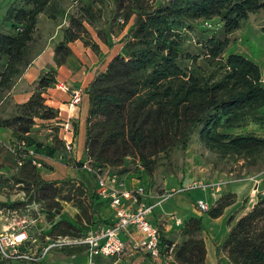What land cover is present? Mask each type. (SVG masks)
I'll list each match as a JSON object with an SVG mask.
<instances>
[{"label": "trees", "instance_id": "trees-1", "mask_svg": "<svg viewBox=\"0 0 264 264\" xmlns=\"http://www.w3.org/2000/svg\"><path fill=\"white\" fill-rule=\"evenodd\" d=\"M49 1L26 0L27 5H32L30 9L7 8L0 25V55L7 57L0 72V97L27 68L37 15ZM111 1L113 19L121 18L123 23L131 22V26L119 40L121 51L111 57L84 90L89 101L85 159L90 160L91 168L118 169L119 175L140 173L149 179L158 155L172 149L184 151L195 132L202 146L219 159H242L254 165L264 153V136L232 130L245 120L256 118L264 109V67L227 50L235 42L231 36L249 16L264 9V0ZM82 11L80 17H69L70 24L55 46L53 61L57 67L64 65L72 53L69 44L86 33L84 21L95 20L91 3ZM212 20L220 24L216 33L199 29L198 23ZM5 21L15 34L2 31ZM197 29L198 36L190 37ZM101 37L105 42L103 34ZM94 47L98 50V46ZM55 83L56 70L50 68L38 79L36 88L41 92L35 90L16 115L0 119V127L12 131L16 163H21L11 180L20 184L24 192L23 200L0 201V208L17 210L42 202L43 213L51 224L45 235L78 236L89 230L91 217L100 208L94 204L95 175L83 170L80 162L90 187L77 183L76 189L72 185L73 189L62 194L61 185L67 180L45 179L33 163L36 156L44 152L52 156L57 151L29 136L36 118L50 122L58 117V110L45 104L41 95L42 90ZM62 149L65 150L63 142ZM126 158L137 160L142 172L138 166L130 170ZM61 201L75 202L80 214L69 218L61 212ZM234 201L232 193L221 195L209 207L207 216L218 218ZM233 217L219 249L231 264H264V195L252 208ZM182 228L181 235L188 238L178 248L174 246L170 264H204V241L193 237L203 231L202 220L192 216ZM79 251L73 249L67 254ZM0 264L8 263L0 260Z\"/></svg>", "mask_w": 264, "mask_h": 264}, {"label": "rangeland", "instance_id": "rangeland-1", "mask_svg": "<svg viewBox=\"0 0 264 264\" xmlns=\"http://www.w3.org/2000/svg\"><path fill=\"white\" fill-rule=\"evenodd\" d=\"M26 0H2L6 6H13L15 8L25 7L30 9L32 5H27ZM92 4V9L95 13V20L91 23L84 21L86 33L81 39L72 42V53L66 58L65 72L69 78L83 80L86 82L91 76L93 70L98 71V67L95 68L100 62H105L120 50L119 38L127 32L130 28L129 23H122L119 20L113 19L114 5L111 0H50L43 12L37 15V22L34 31V37L29 44V56L30 60L38 53L43 52V56L47 61L52 57L53 50H55L56 44L62 39V33L65 28L70 24L69 17H80L83 14L82 7ZM200 30L207 29L208 34L216 33L220 30V24L217 20H212L207 23H198ZM3 32L15 34L11 29V24H5L2 27ZM104 35L105 42H103L101 35ZM198 29L190 33V37H197ZM231 38H234L235 42L230 45L227 53L241 54L253 60L256 64L264 67V9L249 16L246 23L237 30ZM94 46H98V50ZM193 48V47H192ZM106 52V53H104ZM106 54V55H104ZM50 69L49 65L40 71V77L43 73ZM66 77V76H65ZM18 80V79H17ZM16 80V82H17ZM36 81V80H35ZM34 81V82H35ZM70 81V79H69ZM37 82H35L36 92H41L37 89ZM71 88H77L74 83L67 84L65 81H60ZM15 83V82H14ZM14 85V84H13ZM12 85V86H13ZM11 86V87H12ZM34 86V83L33 85ZM51 87V86H50ZM80 88V87H79ZM81 89V88H80ZM82 90V89H81ZM10 90L3 92V95H7ZM44 93V102L49 99L52 91L42 90ZM27 93V91H26ZM83 94V90H82ZM0 97V98H1ZM83 98V103H84ZM46 104V103H45ZM21 105H15L16 112L10 114L9 112H0V118L4 115H16L20 111ZM2 107V106H1ZM0 107V109H1ZM55 109V108H54ZM56 110V109H55ZM73 113V112H72ZM59 115V111H58ZM73 118V117H72ZM66 116L64 117V120ZM38 125V126H37ZM50 127L47 121L35 119V124L32 127L33 134L36 138H40L44 145L49 144L48 136L51 137L52 143L50 146L55 147L57 151L54 155L48 157L45 152L42 155L36 156L38 162L41 164L39 167L40 175L45 179H57L67 180L66 184L62 186V194L68 192L69 189H76L78 184H85L87 188L90 187L85 173L80 167L81 159L76 156V161L73 158H67L65 152L62 149V142L58 138V131ZM51 130V132H48ZM42 132L41 134H38ZM232 133L237 134H254L257 136H264V109L260 111L256 118L245 120L242 125L232 130ZM11 143L7 146L5 153V159L0 163V201L4 202L9 200H23L24 192L21 190V185H15L11 180V176L17 171V164L15 161H10L9 153L13 154L10 150ZM82 148V146L80 147ZM44 154V155H43ZM13 158V157H11ZM80 158V157H79ZM12 160V159H11ZM5 162L9 164H5ZM125 164L130 170H136L138 166L137 160L133 158H126ZM104 170H107L104 169ZM118 169H108V172L114 173ZM167 179L173 181L172 191H166L163 188V182ZM214 182L212 185L210 181ZM251 182L249 191L251 192L244 200L243 205L238 208L236 212L242 213L245 210L246 204L249 201V197L255 198L257 202L258 197L264 195V153L257 158L256 163L250 164L248 161L235 158L219 159L215 154L206 150L198 140V135L195 132L192 134L190 141L184 151L178 149H172L166 153L159 154L157 157L156 169L153 176L149 178V189L160 197L164 195L167 197L170 193L184 191L190 193L193 190H201L207 187H220L225 183H246ZM74 186L73 188L71 186ZM60 186V185H59ZM170 187V188H172ZM253 187V188H252ZM220 190V189H219ZM247 191V189H245ZM236 197V196H235ZM195 200L193 201V208L195 212H200L195 206ZM63 204V202H61ZM76 207L75 202H69ZM42 202L37 201L19 208L17 210H10L7 208H0V230L7 226H14L15 228H26L33 239L35 244L40 246L45 234H48L51 229V224L47 221L46 215L42 210ZM66 208V209H65ZM78 209V208H77ZM247 209V208H246ZM63 213L68 214L70 206L62 205ZM78 214L80 210L78 209ZM233 214V218H236L237 213ZM191 214H194L192 212ZM196 214V213H195ZM69 218L72 216L68 215ZM77 214H75V217ZM194 216V215H193ZM56 219V218H55ZM234 220V219H233ZM187 222V221H186ZM233 222V221H232ZM207 224L208 221H205ZM86 223L81 222L82 226ZM232 223L227 222V235L229 233V227ZM168 233H177L176 227L172 225ZM207 227H211L207 224ZM183 228L180 229V232ZM179 232V233H180ZM224 233L215 237L211 231L205 230L204 232H197L193 235L194 238L201 239L212 236L213 243L219 242V246L223 243L227 237ZM188 236H182L179 243L176 244L178 248ZM176 241L173 237V241ZM217 247L219 255L225 254L223 259L218 260L219 263L231 264L227 259L226 253ZM212 253L211 248L209 249ZM130 258H125L123 255L117 256V258H105L101 259V264H130ZM15 264H32L27 261H20ZM35 264H86L81 256L72 257L68 255L66 251H52L50 252L40 263ZM135 264H150L149 261H141Z\"/></svg>", "mask_w": 264, "mask_h": 264}, {"label": "built area", "instance_id": "built-area-1", "mask_svg": "<svg viewBox=\"0 0 264 264\" xmlns=\"http://www.w3.org/2000/svg\"><path fill=\"white\" fill-rule=\"evenodd\" d=\"M118 20L123 23L121 18ZM53 87L69 96L65 103L66 119L57 125L62 129L64 149L72 155L77 144L72 112L81 101L82 90L62 82H56ZM10 150L14 152L12 147ZM32 154L29 150V155ZM33 163L41 166L37 160ZM16 164L19 166L21 163L18 161ZM138 168L142 172V168ZM82 169L95 175V201L108 204L113 212L110 222L101 226L90 224L89 230L78 236L45 235L40 246L35 244V239L26 228L4 226L0 230V260L8 264L20 261L35 264L52 251L80 249L79 253L84 255L86 264H101V259L117 258L119 255L127 258L145 256L153 264H170L175 245L163 239L159 226L150 219L154 205L148 201L149 179L133 172L136 185L127 188L119 174L108 172V169L94 170L89 159L82 161ZM195 205L202 213L209 209V205L202 200H197ZM175 224L183 227L185 222L182 224L175 219ZM71 256L75 257L76 254Z\"/></svg>", "mask_w": 264, "mask_h": 264}, {"label": "crops", "instance_id": "crops-1", "mask_svg": "<svg viewBox=\"0 0 264 264\" xmlns=\"http://www.w3.org/2000/svg\"><path fill=\"white\" fill-rule=\"evenodd\" d=\"M8 6L5 5V3L2 2V0H0V25L3 22V18L5 16L6 10H7ZM8 24L7 21L4 22V25ZM3 25V26H4ZM2 26V27H3ZM129 26H131V22H129ZM126 32H124L125 34ZM123 34V35H124ZM122 35V36H123ZM122 36L119 38V40L122 38ZM34 37V35H33ZM72 43L69 44L71 50H72ZM120 48H121V44ZM73 51V50H72ZM120 51L116 52L114 55H116L117 53H119ZM106 53V52H104ZM106 55V54H104ZM113 55V56H114ZM53 56H54V50H53V55L52 57L47 61V59L43 56V52L38 53L36 56H34L33 58L30 59V62L27 66V68L24 70V72L22 73L21 76H19L15 81L14 85L11 87V91H9L7 93V95H3L0 98V112H9L10 114H14L16 112L15 109V105H22L25 102H27V100L30 98V96L34 93L35 91V82L39 79V72L44 70L46 68V65H49L50 68H54L56 70V82H60V81H65L67 84L69 83H74V85H79V86H75L77 88H81L83 90V95L81 97V101L80 103L77 105V107L75 108V110L72 113V124L74 127V131H75V135L77 137V144H76V150L72 155H69L65 150H63L65 152V155L67 158H73L72 160L76 161V156H78V159H81V162L85 160V140H86V116H87V112H88V108H89V101H88V96L86 93H84V90L87 88L88 84L93 80V78L96 76V74L99 71H102L105 69L106 65L108 64V62L110 61L107 60L105 62H100L99 64H97L95 66L98 67V71L93 70L94 72H92L91 76H89L88 80L86 82H84L83 80H78V79H72L69 78L66 75L65 69L66 66L62 65L60 67H57L53 61ZM112 56V57H113ZM7 61V57L5 55H0V72L4 69V66L6 64ZM66 76V77H65ZM70 79V81H69ZM36 80V81H35ZM35 81V82H34ZM34 83V86H32ZM47 92L52 91V94L50 95L49 99L45 100V103L48 106H51L55 109H57L59 111V115L57 117V119H55L54 121H50L48 122V124H50V127L54 128L53 126H55V128L57 129V135L58 138L61 140L62 137V129L57 125L58 122L61 123L64 120V117L66 116L65 114V103L68 101L69 96L68 94L61 92L59 90H57L54 87H49L46 89ZM27 91V93H26ZM42 95L44 96V93H42ZM83 98L84 103H83ZM3 111V112H2ZM11 117V115H4L2 116L0 119H7ZM38 126V125H37ZM48 132H51V130H49ZM42 132L38 133L41 134ZM33 134V131H31L29 133V136L32 137L33 139H35L36 141H40L42 142V140L40 138H36ZM13 137H12V131L11 129L7 128V127H0V163L5 159V153L6 152V148L8 145H10V143L13 142ZM48 145H51L52 140L51 137L48 136ZM82 146V148H80ZM9 160L15 161L16 163V157L15 154L13 152V154L9 153ZM13 157V158H11ZM50 157V156H48ZM80 157V158H79ZM12 159V160H11ZM10 163V162H9ZM7 162H5V164H9ZM133 172H128L125 175H119L121 180H124V184L127 188L129 187H134L136 185L137 180L134 179L133 177ZM48 180H57V179H48ZM212 181V180H210ZM216 182V181H214ZM213 181L210 182V184L212 185L214 183ZM251 182H246V183H225L222 186H218L216 187V189L214 190L213 187H207L201 190H193L190 193H186L184 191L181 192H174V193H170V195H168L169 197H164L163 196H159V195H155L150 189L147 191L148 193V201L151 202L154 205V208L152 210V214L150 215V219L159 226V229L161 231V235L163 237V239L165 241H170L172 242L174 245H176L177 243H179L180 239H182V232H180L181 229V225H176L175 224V219H179L181 221V223L183 224L185 221H187L190 217H197L200 218L202 220V224L204 226L203 232L205 230H209L213 233V235H215V237L219 234L224 233V235L227 233V222L231 219V217L233 216V214L238 210V208H240L243 205V200L251 193L249 191V188L251 187ZM163 188L166 189V191H172L175 188H173V181L170 179H167L163 182ZM172 187V188H170ZM253 188V187H252ZM220 189V190H219ZM245 189H247V191H245ZM226 193H232L234 194L235 197V201L233 204H231L230 206L226 207L225 210L223 211V214L221 216H219L218 218L212 219L210 217L207 216V213H199V212H195L194 208H193V201H197V200H202L204 202H206L209 207L214 206L216 200L223 194ZM63 202V204L61 205H67L70 206V210H68V214L72 216V218L75 217V214H78V209L77 207L73 206L72 204H68V202ZM256 203L255 198H253L252 196L249 197V201L246 204V208L245 210L243 209L242 213L246 212L248 209L252 208L254 206V204ZM95 205H100V208L98 209V213L93 214L91 217V222L90 224L95 225V226H101L103 224H106L108 222H110V220L113 217V212L110 209V207L108 206L107 203L104 202H99V201H95L94 202ZM196 206V205H195ZM66 209V208H65ZM64 210H62L61 212H63ZM192 212H194V214H191ZM196 213V214H195ZM238 215V212H236ZM241 214V212H239ZM59 214H57V216L55 217L56 219H58ZM205 221H208V225L211 227L210 229L207 227V224L205 223ZM172 225H174V227H176V232L177 233H172L169 234L168 231L170 228H172ZM51 226V225H50ZM180 232V233H179ZM227 236V234H226ZM173 237H175L176 241H173ZM201 239L204 241L205 244V250H206V254H205V260H204V264H216L218 263V260L223 259V257H225V254H221L219 255L218 251H217V247L219 246V242H211L213 241V237L209 236L208 239H206L205 237H201ZM211 248L212 253L210 254L209 249ZM67 252V251H66ZM81 256L83 261L85 262V257L82 253H76V256ZM127 258V257H125ZM116 259V258H115ZM131 261L130 264H135V263H139L141 261H149L145 256H136L133 258L129 259ZM221 262V260H220ZM150 264H153L149 261Z\"/></svg>", "mask_w": 264, "mask_h": 264}]
</instances>
